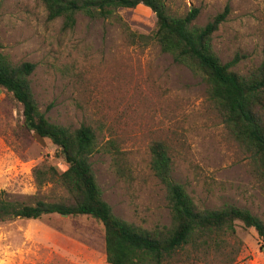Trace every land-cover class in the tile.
Instances as JSON below:
<instances>
[{
    "label": "rangeland",
    "instance_id": "374dc122",
    "mask_svg": "<svg viewBox=\"0 0 264 264\" xmlns=\"http://www.w3.org/2000/svg\"><path fill=\"white\" fill-rule=\"evenodd\" d=\"M171 13L200 9L205 25L229 6L214 35L223 61L246 73L264 59V0H165ZM131 31L149 34L157 24L144 4L122 7ZM0 40L15 63L31 61V83L42 111L54 122L94 128L100 150L92 162L105 199L115 213L146 227L168 223L165 186L151 168V144L170 150L173 177L203 206L231 202L264 218V182L250 154L229 134L209 100L206 84L176 63L151 39L134 41L118 19L77 15L72 29L49 20L43 0H4ZM23 108L0 87V191L12 198L38 195L53 200L52 184L39 186L40 164L65 169L57 146L23 127ZM112 141V143H109ZM242 250L233 264H264L254 228L239 222ZM0 264H109L104 226L86 216L44 215L0 221Z\"/></svg>",
    "mask_w": 264,
    "mask_h": 264
},
{
    "label": "trees",
    "instance_id": "16d2710c",
    "mask_svg": "<svg viewBox=\"0 0 264 264\" xmlns=\"http://www.w3.org/2000/svg\"><path fill=\"white\" fill-rule=\"evenodd\" d=\"M43 4L49 20L63 18L64 29L75 26L78 14L92 19L118 17L134 41L156 40L163 52L203 80L226 129L250 154L253 171L264 182V59L246 73L234 68L238 56L222 60L214 35L228 17V5L207 24L199 25L195 23L199 8L176 15L165 0H43ZM139 4L156 15V28L149 34L131 31L119 16L120 8ZM35 68L31 61L15 63L0 40V87L22 105L24 129L49 138L67 167L44 163L33 170L39 186L52 184L56 188L53 200L38 195L12 198L0 191V221L54 213L90 216L104 226L109 264H233L242 250L239 222L257 231L264 249V218L231 202L220 208L198 203L173 177L169 146L160 140L151 144V168L165 186L170 221L146 227L117 215L105 199L93 167L92 156L100 150L96 131L87 124L72 127L54 122L41 110L31 83Z\"/></svg>",
    "mask_w": 264,
    "mask_h": 264
},
{
    "label": "water",
    "instance_id": "95a60500",
    "mask_svg": "<svg viewBox=\"0 0 264 264\" xmlns=\"http://www.w3.org/2000/svg\"><path fill=\"white\" fill-rule=\"evenodd\" d=\"M63 216H68L67 214H63Z\"/></svg>",
    "mask_w": 264,
    "mask_h": 264
}]
</instances>
